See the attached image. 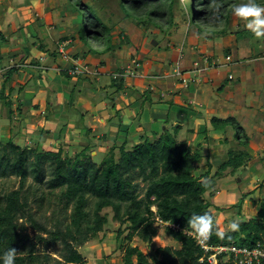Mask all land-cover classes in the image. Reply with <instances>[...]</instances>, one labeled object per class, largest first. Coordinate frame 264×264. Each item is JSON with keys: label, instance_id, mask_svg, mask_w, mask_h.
<instances>
[{"label": "trees", "instance_id": "obj_1", "mask_svg": "<svg viewBox=\"0 0 264 264\" xmlns=\"http://www.w3.org/2000/svg\"><path fill=\"white\" fill-rule=\"evenodd\" d=\"M112 1H116L122 11L123 21L128 19L138 26L148 28L153 26L165 35L168 42L166 36L170 33L175 20L174 5L178 4L179 0ZM69 2L73 11L69 12L68 16L71 18L75 14L79 16L78 21L75 22L76 28H73L76 31L69 29L68 35L60 38V44L53 50H49L43 43L32 42L27 48L25 59L29 56L32 47L39 48L52 58H56L57 55L62 57L59 48L69 40L71 44L76 43L75 41L81 44L75 52L72 50L69 52L67 49L68 61L74 58L73 62L87 59L89 56L101 58L104 55H113L121 50L124 44L131 43L123 24L114 23L109 18L114 11L113 8H107L108 4L104 3L105 0H96L93 5L84 0H69ZM189 2L186 19L190 24L193 21L197 25L191 30L201 34L206 26L211 31L212 27L209 28L211 9L208 8L211 0ZM239 2L240 0H218L223 26L230 22L232 5ZM259 2L264 4V0ZM163 17L168 18V26L164 27L161 23ZM114 28L120 29L117 43L112 34ZM222 29H217V36L227 34V29ZM8 42L9 39L0 32V45ZM145 47L150 50L151 44L146 41ZM17 55L13 53V56ZM2 62L3 56L0 55V63ZM31 65L38 66L40 62L34 60ZM87 67L93 68L89 64ZM19 70L18 65L4 68L5 80L0 93V102L11 122L16 114L24 120L29 112L28 108L21 106L17 108L18 113L13 110L15 93L18 92L23 97L26 88L25 86L15 88L12 84L14 75ZM61 75L69 81L78 79L79 82H88V84L92 82L91 76L70 75L69 69H63ZM126 75V68L119 69L111 75L109 88L114 90V95L105 92L103 98L109 100L112 108L116 105V100L125 92H141L127 84ZM130 77L135 78V75ZM77 85L76 82L74 87L77 88ZM142 99L144 105L146 102L153 104L161 101L150 87L143 92ZM212 125L215 128H218V125L222 128L231 126L236 132L237 142L246 148L242 152L231 151L230 159L228 158L219 167L214 176H211V164L207 173L195 175L197 164L202 159L201 150L198 147L193 151L190 143L178 140L181 126L174 127V134L167 128L154 139L143 136V142L135 144L128 136L121 146L114 145L106 152L107 154H102L100 163L92 156L96 149V144H92L93 141L87 142L84 149L76 152L73 157L68 152L70 146L65 145L63 141L56 149L46 147L45 137L53 136L50 131L42 132V140L34 147H22L16 144L13 135L6 144L0 140V179L12 176L20 179L18 189L0 197V254L9 248H15L17 250L15 264H87L79 247L96 239L104 231L109 221L107 215L102 213L107 209H111L114 219L122 226L127 225L129 231L120 245V248L125 247L123 264H211L208 258L213 251L206 252L200 242L209 248L244 246L252 249L258 245L264 248V200L259 204L260 209L257 214L248 219L242 217L240 213L242 204L232 208L239 210V219L236 221L239 222L240 227L235 232L222 231L211 211L213 204L208 201L207 196H214L216 177L227 168L235 173L250 158L247 152L248 136L235 119L213 118ZM130 142L133 144L131 149L128 148ZM30 178L37 185L34 192L31 188H27ZM141 184L145 185L144 190ZM39 188H45L50 195L59 191L58 206L63 205L64 209L58 214L61 216L55 219L53 228L40 222L33 211V205L41 207L45 200L44 194H38ZM260 188H263L262 184ZM253 192L243 195V201ZM70 206L71 214L67 215ZM216 210L220 209L216 208ZM204 213L213 217V228L207 239L198 237L188 226V219L191 216ZM68 219L69 223L66 222ZM159 225L165 226L166 234L179 243L180 248L159 247L154 252L145 254L138 246L130 244L126 246V243H131L135 237L143 243L152 244L153 239L159 234ZM29 229L33 232L30 233ZM217 230L224 233L222 238L216 235ZM124 234V231L119 229L116 232V239H122ZM50 251L57 255V258H54ZM218 264L235 263L232 258L223 255L219 257Z\"/></svg>", "mask_w": 264, "mask_h": 264}, {"label": "crops", "instance_id": "obj_2", "mask_svg": "<svg viewBox=\"0 0 264 264\" xmlns=\"http://www.w3.org/2000/svg\"><path fill=\"white\" fill-rule=\"evenodd\" d=\"M37 1L39 3V0ZM40 1L42 2V0ZM42 3L47 8L50 7L45 0ZM0 5H7L5 11L2 13L0 11V32L9 39L7 44L0 45V55L3 56V60L7 58L9 60V64L6 66L3 62L0 63V77H4L5 71L3 68L9 65L20 67V70L14 75L12 84L15 88L20 86L26 88L23 97L18 92L15 93L17 107L14 109V103L13 110L17 112L19 106L29 109L24 120L17 114L12 122L6 118L9 125H0V139H9L12 135L18 134L25 139L26 143L29 140V144L34 147L42 140V132L50 131L53 136H46L44 144L48 145L49 143L51 148H56L63 141L65 145L72 147L75 152H81L86 143H89L92 137H95L102 143L101 151L107 152V143L118 146L119 142H122L121 146L128 136L134 144L142 141V137L146 135L150 139H154L163 130L169 128L170 118L167 122L164 119L170 113L168 110H174L185 118V125L189 127L185 131V125L182 123L177 124V126H181L178 140L188 142L186 138L191 136L189 143L192 145V150L194 151L199 147L200 150L204 151L205 156L207 155L206 159L204 158L207 166L203 167L201 171L199 170L201 173L197 169L196 176L207 173L210 169L209 164L212 165L211 176H214L215 171L227 160L222 156V154H225L223 145L233 144L236 140V132L231 126L222 128L221 125H218V128H215L212 125L213 118L220 120L235 119L250 139L247 152L251 158L248 168L244 170V178L239 181H246V185H251L254 184L252 173L261 175L258 168L254 170V166L264 164V155L256 160L252 152L256 151L264 154V39H256L254 36L250 39L245 36L243 32H247L248 29L239 18L231 15L230 29H227L225 25L220 28L221 30H223L222 28L227 29V34L222 36L215 35L206 26L201 34L193 32L191 28L189 29L186 33L187 36L183 39L185 41L184 47H189V51L187 56L184 57L183 55L182 59L185 60L181 64L184 78L189 81L187 86L183 85L180 79L174 81L172 86L166 84L165 88H163V85L166 80H161L158 83L154 82L151 85L152 87L148 85L142 88L130 85L133 89H139L143 93L149 87L154 88L153 85L155 84V87H157L155 93L161 98L160 102H153L149 110L145 109L142 112L139 120L140 126L138 124L137 127V99L129 98V96L139 92H125L119 100L117 99L116 105L112 108L109 100L103 98V94L108 92L109 86H103L100 83L99 76L94 77L96 78L97 87L89 84L84 87L86 83L84 84L83 81L79 82L78 79L69 81L59 73L61 69L72 68V65L77 61L74 60L73 62L74 58L71 54L70 56L73 59L65 61L60 55L52 58L47 53L32 47L29 56L25 59L28 48V45L24 44L25 37L28 35L33 37L34 34L38 37V32L35 31L32 34L29 31L31 29V25H29L31 16L17 15L16 10H28L31 14L30 9L32 7L26 4V0H0ZM33 7H36V5ZM60 9L59 6L54 5L51 10L57 11L58 18H65L69 15V11L66 12L64 9ZM37 10V12L42 13L41 9ZM22 22L25 25L21 26ZM61 24L62 27L59 23H53L52 26L49 24L50 26H48V30L53 29L59 32L57 40H54L56 47L60 44V38L69 32V28L65 27L66 22L61 21ZM232 26L236 28L233 29ZM168 38L170 37L168 36ZM6 45H9L8 49H4ZM21 47H23V50ZM13 53L18 55L13 56ZM22 59L24 62L18 61ZM34 60L39 61L40 65H31ZM81 61V64L86 63L92 67L97 66L90 56ZM78 62L80 63V59ZM156 63L160 64V62ZM159 66L161 67V64ZM25 75L27 79L22 81L21 78ZM190 75L191 78H189ZM70 82H77V88ZM3 85L4 83H0V93L3 90ZM165 101L171 102V107L165 105ZM77 106L81 110H77ZM73 111L82 114V121L71 113ZM152 113H154V116H152ZM94 115H97L96 118L94 117L95 119H93ZM88 119L99 120L95 124V129H91ZM16 120L18 122H15ZM164 121L166 126L163 123ZM84 136L86 139H84ZM121 137L122 139H120ZM111 139L114 140L110 142ZM131 142L129 146L132 147ZM206 146H208V152L204 149ZM69 151L71 152L70 149ZM197 172L199 173L197 174ZM234 175L236 174L234 173ZM221 176L219 174L216 177L217 183L214 196H208L213 204L211 209H215L223 216L226 213L231 215V212L238 214L239 210L232 208L238 206L243 195L254 190L251 191L249 187L238 186L239 192L236 194L233 192L234 190H230L232 186L220 183L221 179L218 177L221 178ZM262 191H264V187L258 189L260 194H262ZM244 201L246 202L247 198ZM216 208L220 210H216ZM243 209L245 210L246 206L243 205ZM258 211L256 210L255 214L241 215L242 217L251 218Z\"/></svg>", "mask_w": 264, "mask_h": 264}, {"label": "rangeland", "instance_id": "obj_3", "mask_svg": "<svg viewBox=\"0 0 264 264\" xmlns=\"http://www.w3.org/2000/svg\"><path fill=\"white\" fill-rule=\"evenodd\" d=\"M43 1L44 0H42V2ZM189 1L190 0H179V3L174 5L175 6L174 25L170 29V33L166 36L167 38H168V36L170 37V38H168L169 39L168 42H166V38L164 37L165 35L162 32L157 31L153 26L148 28L147 26H138L134 22H132V20H128V19L126 20L125 19L123 21L122 20L123 13L119 9V7L117 6L116 1L105 0L104 3L108 4L107 8H109V9L113 8V11H114V14H113L114 16L110 15L109 18L114 23L123 24V26L125 27L124 31H125L126 35H128L130 37L131 43L130 44H127V43L124 44V46L121 48V50L116 51L113 55L112 54L104 55L101 58H93L90 56L92 58L93 63L97 64V66H93V68H90L92 74H87V75L91 76V78H93L92 82L89 84L91 86L97 87L96 78H94V77H96V75L98 74V76L100 78V83H102L103 86L104 85L109 86V84H111V81H112L111 75L113 73H116V71L119 69L126 68L127 69L126 81H127L128 85H136V86H139L142 88H144L145 86H148V85L150 87H152L151 86L152 83H154V82L158 83L161 80H166V83H164L163 88L166 87V84L172 86V83L174 81H178V79H179V77H175V75H176L175 69L176 68L178 69V67L181 68L182 67L181 64L183 63V60H185L184 58L181 60L180 57H183V55H184V57L187 56L188 51H189V49H188L189 47H187V48L184 47L185 41H183V39H185V37L187 36L186 33L188 32L189 27H191V29L197 27V25L194 24L193 21L191 22L192 24H190L189 20L186 19V16L188 14V5L190 4ZM40 2H41L40 0H39V3L37 0H26V4H28V6L32 7L30 9L32 12L31 14H30V12H28V10H23V11H21L19 9L16 10L17 15H20V16L23 15V16H27V17L31 16L30 17L31 23L29 24V25H31L30 26L31 29L29 31L32 34H34L35 31L38 32V37L35 36V34L33 37H29V35L26 36L24 44L28 45V47H29V45L32 42L33 43L34 42H39V43L44 42L43 44L46 45V47L49 50H53L55 48L54 40H57L59 32L54 31L53 29L48 30V26H50V25L52 26L53 23H59L60 27H62L63 25L61 24V21H65L66 22L65 27H68L71 31L75 32L76 30H74L73 28L75 27V22L78 21L79 16H77L76 14L73 16V18H71L70 16H67L65 18H62L59 16L60 18H62V19H60V18H58L57 11L51 10L54 7V5L55 6L57 5L61 9H64L66 12L73 11L69 0H51V1L45 0V2H48V6H50L49 8H47L44 3H42V2L40 3ZM84 2H86L90 5H93V4H95L96 0H84ZM241 2H244V1L240 0L239 3H241ZM3 3H5V2H3ZM34 5H36V7H33ZM6 6L7 5H2V6L0 5L1 13L7 9ZM9 9L7 10L8 12H9ZM37 9H41L42 13L37 12L38 11ZM190 12L191 11H189V13ZM110 14H112V13H110ZM167 19H168L167 17H163L161 19V23L163 24L164 27L168 26ZM0 20H1V18H0ZM4 24H5V22H4ZM229 24H230V22H229ZM229 24H226L227 29H230ZM23 25H25L24 22L21 23V26H23ZM232 28L235 29L236 27L232 26ZM17 30H20V29H17ZM212 31L216 35L217 29L212 27ZM119 33H120V29L114 28V31L112 34L115 38L114 39L115 43H117V41H118ZM243 33L245 36L249 37L250 39H251V37H253L252 33L249 30L247 32H243ZM154 34H157V36H153ZM164 39H165V41H163ZM69 41H71V40H69ZM146 41H148L151 44L150 50H148L149 48L147 49L145 47ZM75 42L77 44L74 43L71 45L68 44L70 46L67 45L68 46L67 49L69 52H71V50L73 52H75L77 50V48L81 46L79 41H75ZM73 46H74V48H73ZM8 48H9V45L4 46V49H8ZM21 49L23 50V47H21ZM37 50H40V49L37 48ZM138 60H142L143 62L138 63L137 62ZM157 60H159V61H157ZM18 61H21V60H18ZM156 62H160L161 67L159 66L160 64L156 63ZM3 63H4V66L8 65L9 64L8 58L4 59ZM80 63H82L81 60H80ZM82 65H84L86 67V63L82 64ZM134 65H136V66L134 67ZM19 74H21V73H19ZM155 74H158V75H155ZM159 74H162V75H159ZM133 75H135V78L130 77ZM191 77L192 76L190 75L189 78H191ZM0 79H1L0 81L5 80L3 76L0 77ZM21 79H22V81L26 80L27 79L26 75ZM72 81H74V80H72ZM0 83L2 84L4 82H0ZM71 83H73V82H70V84ZM84 84H85L84 87L86 85L88 86L87 82H84ZM73 85H75V83H73ZM153 86H154V88H152V90L157 91L156 90L157 87H155V84ZM16 87H18V85H16ZM168 89L170 90V88H168ZM0 90H1V87H0ZM113 93H114V90L112 88H109L107 94L108 95H114ZM142 94L143 93H138V94H134V95L132 94L129 96V98L137 99L136 100L138 103L137 104L138 106H136V110L138 112V114H137L138 118L136 120L137 127H138L140 116H141L142 112L145 111V109L149 110V108H151L150 106L152 105L150 102H146L145 105L142 103L143 102ZM15 97L13 98L14 103L17 102V99L15 100ZM118 100H119V98H118ZM164 104L169 106V107H171V105H172L171 102H167V101H165ZM16 107H17V104L15 103L14 109H16ZM76 108H77V110H81V108L78 106ZM74 111L71 113H73V115L76 118H78L79 120L83 119L82 114H79V112L76 113ZM168 112H170V113H168V115L165 116L164 120L167 122L168 118H170L168 129L174 134V127H177V124H179V123H182L183 125H185V122H184L185 118H183L178 111H174V110L169 111L168 110ZM71 115H69V116H71ZM148 115H150V114H148ZM152 116H154V113H152ZM94 117L96 118L97 115H94L93 119H95ZM6 118H8V116L5 113V108L3 109L2 103L0 102V125H9L8 122L6 121ZM93 119H88V121H89L88 123L91 125L92 130L96 128L95 124H97L99 122L98 119L97 120H93ZM165 121L163 123L166 126ZM15 122H18V121L16 120ZM139 126H140V124H139ZM184 128L186 131L187 128H189V127L187 125H185ZM85 136H84V139H86ZM11 137H9V139H11ZM145 137L149 138L148 135H146ZM12 138L14 139V142L16 144H18L22 147H24L25 145L26 146L28 145L27 147H32L31 146L32 144H29V140H27V143H26L25 139L23 137L19 136L18 134H14ZM9 139H0V140L4 144H6ZM120 139H122V137ZM186 139L188 140V143H189L191 140V136H188ZM112 140H114V139H111L110 142H112ZM90 141H93V143H92L93 145H95V143L97 145V146L95 145L96 149L94 148L95 151H93L92 156L94 157L96 162L100 163V160L102 159L101 158L102 154H107V153H106V151H101L102 150L101 149L102 143L100 140H97V139H95V137L94 138L92 137V140H90ZM249 141H250V139H249ZM121 143L122 142H119L118 146H120ZM218 144H220V143H218ZM45 146L49 147L50 144L48 143V145L46 144ZM106 146H107V148H106L107 152L109 150H111L113 147L112 143H107ZM128 148L131 149V146H128ZM223 148H224L225 154H222V156L224 159L226 158L227 160H228V158L230 159L229 151L242 152L243 150L246 149L245 147H242L239 144V142H237V140H235V143H233V144L223 145ZM54 149H56V148H54ZM69 149L71 150V152L69 151ZM204 149L207 151L208 146H206ZM78 150H79V148H78ZM68 152L71 153L72 157L76 153L72 147L68 148ZM201 153L203 155H202V161L197 164L198 171L199 170L201 171V169H203V167L207 166V163L204 162V158L206 159L207 155L205 156V153L202 150H201ZM252 153H253L252 155L254 156V158L256 160H257V158H262V156L264 155V154H261V152H256V151L252 152ZM250 158H251V156H250ZM250 158H249V160H250ZM249 160H248V162L245 161V164L241 168H239L238 170L235 171L236 175H234V172L231 171L230 168H227L225 170L226 173L224 171V172L220 173L222 175L221 178L218 177L219 179H221L220 183L222 185L224 183L225 185L232 186V188L230 187L231 188L230 190L231 191L234 190L233 192H235L236 194L239 192V189L237 188L238 186L249 187L251 191L252 190L255 191V192H253V194L250 197L247 198L246 202L243 201V197L241 198V201L239 202V204H242V208H241L242 212H240V213L244 216L248 213L249 214L250 213L255 214L256 210L260 209L259 204L261 203L262 200H264V191H262V194H260L258 192V189L260 186L259 184L261 182L263 183L262 185L264 187V164H261L262 166H256V165L254 166L255 167L254 170H257V168H258L259 173H261V175L257 174V173H252V175H253L252 180L254 179V181H253L254 184H251V185L247 184L246 185V181H242V182L239 181L240 179L244 178L243 177V175H245L244 170L246 168H248ZM229 169H230V171H228ZM218 170H216L215 172H217ZM199 172H197V174ZM230 172L232 175L230 174ZM19 186H20V179L15 177V176H12V177H9L6 179H0V197H2L6 193H10L11 191L18 189ZM144 186H145L144 184H141L142 190H144ZM27 188H31L33 192L37 189V185L35 184V182L33 181L32 178H30L28 180ZM58 193H59V191H56L53 195H50L49 191L46 190L45 188H39L38 194H44L45 200H43V205L41 207H39L38 205H33V211L37 214L39 221L46 224L49 228H53V224L55 222V219H57V217L59 216L58 214H60L61 209H64L63 205L58 206V202H57ZM141 194H143V191H141ZM207 199H208V201H211L210 197H208ZM243 205L246 206L245 210L243 209ZM153 210L156 211L155 208H153ZM211 210L214 212L216 219L218 221L219 227L222 231L229 230V227H228L229 223L233 220L239 219L238 214H236V213L231 212V215L226 213V214H224L225 216H223V214H219V212H216L215 209H211ZM70 214H71V206L67 210V215H70ZM102 215H107L108 221H109V223L104 227V231L101 232L96 239L86 243L82 247H79V251L85 257L87 264H123V257L125 255V247L123 248V246H122V248H120V245H122L121 243H122L123 239L129 234V231L127 230V225H125V226L120 225L114 219V213L111 209L105 210L102 213ZM62 218L64 219V215ZM245 218L248 219L249 217H245ZM66 222L69 223V219L66 220ZM158 227H159V234L153 239L152 244L143 243L142 241H140L138 239V237H135L131 243L127 242L126 246L129 244L132 246H138L140 248V250H142L145 254H150V253L154 252L159 247L170 246L173 248H180V244L177 243L175 240H173L171 237H169L166 234L164 225H159ZM119 229L123 230L125 234H124L122 239L117 240L116 239V232ZM29 232L32 233L33 231L31 229H29ZM50 254L54 258H57V255H55L52 251H50ZM134 261H136V259H134Z\"/></svg>", "mask_w": 264, "mask_h": 264}, {"label": "clouds", "instance_id": "obj_4", "mask_svg": "<svg viewBox=\"0 0 264 264\" xmlns=\"http://www.w3.org/2000/svg\"><path fill=\"white\" fill-rule=\"evenodd\" d=\"M208 8L211 9L209 26L216 29L221 28L223 20L218 0H211ZM231 12L234 17L239 18L244 23V26L256 39H264V4L260 3L259 0H244V2L233 4ZM188 226L198 237L207 239L213 228V217L208 213L193 215L188 219ZM228 227L235 232L239 230L240 224L233 220ZM216 235L222 238L224 233L217 230ZM16 256L17 250L9 248L0 254V264H15Z\"/></svg>", "mask_w": 264, "mask_h": 264}, {"label": "built area", "instance_id": "obj_5", "mask_svg": "<svg viewBox=\"0 0 264 264\" xmlns=\"http://www.w3.org/2000/svg\"><path fill=\"white\" fill-rule=\"evenodd\" d=\"M68 44H71V41L63 43L59 48L62 59L65 61H68L69 59L67 55V48L69 46ZM180 59L182 60V57H180ZM74 64V67L69 69L70 75L78 76L92 74L90 68H88L87 65L85 67L78 61H76ZM61 71L62 70H59V73H61ZM175 73V77H179V79L182 81V84L187 86L189 81L188 79L184 78L181 68H176ZM200 243L206 252L213 251V254L208 258V261L211 264H218L219 257L223 255L232 258L235 264H264V248L260 245L252 249L244 246H218L215 248H209L204 245L203 242ZM201 261H203V259Z\"/></svg>", "mask_w": 264, "mask_h": 264}]
</instances>
